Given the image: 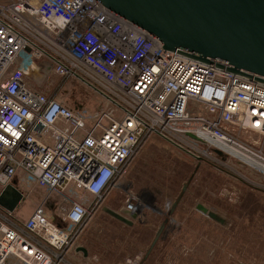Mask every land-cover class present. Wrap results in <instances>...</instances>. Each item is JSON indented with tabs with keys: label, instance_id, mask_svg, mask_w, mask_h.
Returning <instances> with one entry per match:
<instances>
[{
	"label": "built area",
	"instance_id": "1",
	"mask_svg": "<svg viewBox=\"0 0 264 264\" xmlns=\"http://www.w3.org/2000/svg\"><path fill=\"white\" fill-rule=\"evenodd\" d=\"M162 48L96 0H0V195L13 185L34 208L0 206V264H91L79 233L153 136L264 187L261 165L211 143L264 163L242 139L264 135V85ZM67 80L92 103L58 94ZM142 209L128 192L117 213Z\"/></svg>",
	"mask_w": 264,
	"mask_h": 264
},
{
	"label": "rangeland",
	"instance_id": "2",
	"mask_svg": "<svg viewBox=\"0 0 264 264\" xmlns=\"http://www.w3.org/2000/svg\"><path fill=\"white\" fill-rule=\"evenodd\" d=\"M58 91L71 105L92 103V94L76 80H67ZM242 139L264 153V135L244 132ZM226 172L153 136L81 230L78 244L91 264H264V187ZM128 192L143 206L131 226L106 211L119 213ZM55 204L47 207L53 221ZM199 205L224 223L199 211ZM33 210L23 200L14 212L25 220Z\"/></svg>",
	"mask_w": 264,
	"mask_h": 264
},
{
	"label": "water",
	"instance_id": "3",
	"mask_svg": "<svg viewBox=\"0 0 264 264\" xmlns=\"http://www.w3.org/2000/svg\"><path fill=\"white\" fill-rule=\"evenodd\" d=\"M96 1L159 40L161 50L264 85V0ZM22 200L23 195L10 185L0 195V206L14 212ZM198 210L224 223L204 206ZM106 211L129 226L140 214L128 220Z\"/></svg>",
	"mask_w": 264,
	"mask_h": 264
},
{
	"label": "bare ground",
	"instance_id": "4",
	"mask_svg": "<svg viewBox=\"0 0 264 264\" xmlns=\"http://www.w3.org/2000/svg\"><path fill=\"white\" fill-rule=\"evenodd\" d=\"M211 143L215 144L217 147L222 148L223 150L227 151L229 154H231L237 158H240L242 160H245V161H248L251 163H257V164L261 165L262 170L264 171V163L260 162L258 159L257 160L254 159L253 157H251L250 154H246L245 152H243L239 148H237L233 145L226 144V143L221 142V141H211Z\"/></svg>",
	"mask_w": 264,
	"mask_h": 264
}]
</instances>
